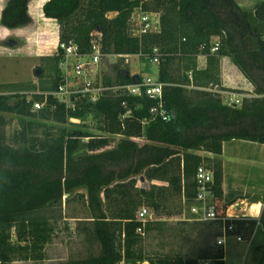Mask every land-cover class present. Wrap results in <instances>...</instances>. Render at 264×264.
Masks as SVG:
<instances>
[{
  "label": "trees",
  "instance_id": "16d2710c",
  "mask_svg": "<svg viewBox=\"0 0 264 264\" xmlns=\"http://www.w3.org/2000/svg\"><path fill=\"white\" fill-rule=\"evenodd\" d=\"M29 5L31 0H7L0 24L10 29L30 24ZM138 6L159 14L160 31L142 37L130 34V20ZM42 7L44 15L59 24V46L50 58L52 82L45 85L40 81L41 90L58 88L59 64L65 53L62 43H75L81 52H89L98 41L103 52L119 54H151L158 46L169 53L159 63V81L164 83L163 97L170 116L168 120L149 119V109L156 100L122 89L107 91L96 102L80 97L75 108L50 95L43 108L33 110V101L44 99L41 93L28 99L25 90H36L35 84H0V264L44 260L57 221L63 218L64 197L69 199L76 191H82L91 213L90 225L83 229L90 242L99 243L100 252L66 264H141L146 260L150 264H198L206 258L225 264L224 247L210 246V238L221 232V222L194 219L196 224L220 227L209 230L207 236L200 231L205 248L195 255L151 253L144 243L150 237L177 236L175 226L157 214L170 215L175 198L191 202L196 196L197 168L213 161L196 151L222 154L223 142L233 139L264 144V0L254 10L244 9L236 0H43L40 16H44ZM217 43L218 50L213 51ZM200 54L207 57L203 69L197 65ZM222 56H230L255 86V95L243 98L239 105L196 88L220 82ZM177 57L182 73L173 72L171 67ZM40 69L39 78L44 73ZM127 71L116 68L114 80L106 77L104 83L122 85L142 78L136 74L133 79ZM6 113L19 116L14 143L8 141L5 131L10 122ZM87 115L93 117L99 130L122 138L106 148L111 144L110 136L97 137L79 126L64 125L71 117ZM145 118L149 122L143 123ZM85 137L90 140L85 142ZM133 137H142L145 142ZM212 169L215 204L218 214L223 215L228 203L222 198V172L220 167ZM141 177L163 184L138 187ZM142 206L154 216L139 232L142 222L137 214ZM188 222L180 220L179 224ZM232 222V233L248 238L257 225L256 219ZM260 223L264 227V210ZM260 251L259 262L264 264V244L254 246L253 258L257 260Z\"/></svg>",
  "mask_w": 264,
  "mask_h": 264
},
{
  "label": "rangeland",
  "instance_id": "374dc122",
  "mask_svg": "<svg viewBox=\"0 0 264 264\" xmlns=\"http://www.w3.org/2000/svg\"><path fill=\"white\" fill-rule=\"evenodd\" d=\"M4 0H0L3 2ZM43 0H31L30 11L35 17L39 18V5ZM240 6L247 10H254L256 4L260 0H236ZM38 9V11H36ZM115 14L110 13L109 16L113 17ZM38 25L37 28H32L30 31L23 30L21 28H6L3 29L0 26V84L2 83H15L21 82L23 80L33 81L36 80L39 83L44 82L45 85H50L52 82L51 78V70L47 69L45 66V60L35 57L31 55L29 52V44L28 42L32 39L34 34L35 38L38 37V30L43 25L40 22V19H37ZM47 28H52V26H45ZM41 34V33H40ZM47 35V34H46ZM46 47L49 48V51H52L54 48V33H49L47 35ZM37 39V38H36ZM214 41H219L218 37L213 38ZM16 41V46H12L11 43ZM37 42V41H35ZM15 43V42H14ZM44 43V42H43ZM52 61V60H51ZM36 64L38 68H43V76L38 80L35 74ZM180 59L177 57L175 62L173 63L172 70L175 73H182V69L180 67ZM116 68H127L129 74L134 76L136 74L141 75L142 77L151 75L152 77H156V73H159V64L154 63L148 56H137L134 55L130 57L128 60L125 57H117V58H108L103 59V75L104 81L106 77H109L114 80ZM34 82V81H33ZM231 86V85H230ZM228 84H225L220 87L212 85L203 90H209L220 94L225 103L235 104L238 99L242 96H237L234 91H241L242 89L236 87H230ZM193 87H189L192 89ZM199 89V88H198ZM202 89V88H201ZM113 90V89H112ZM110 91V90H109ZM29 96L33 94L32 92H27ZM250 97V96H249ZM239 105V103H237ZM9 119V124L5 127V131L8 137V141L10 143H14L13 135L19 129V116L13 113L5 114ZM75 118V117H73ZM76 120L70 119L64 124L69 128L80 127L84 131H88L96 135L97 137L100 135H107L106 132H103L97 128L98 124L93 119L91 115H87L84 118H75ZM47 124H52L51 121H46ZM111 136V140L113 144H116L121 138V135L109 134ZM84 140L87 142L90 140V137ZM140 143H143L144 140L138 139ZM212 167L217 169L221 168L222 172V184H223V162L221 159L217 158V162L212 163ZM264 168L261 166V169ZM255 170H258L255 168ZM247 186L248 190H246L249 194H255L257 196H264V170L260 171V175L256 177H248L247 178ZM242 180H246L244 177ZM241 180V181H242ZM156 183V181H139L138 184L140 186H150L152 183ZM160 184V182H157ZM222 188V198L224 200V191ZM82 191H76L69 199H66L67 195L64 197L63 202V218H60L57 221V229L56 234L51 243H49L46 247V258L41 261L34 260H16L12 264H66L70 263L74 260L84 259L89 255H97L100 252V245L97 241L90 242L87 239L86 230L83 229L84 226L90 225V209L86 202V199L82 197ZM225 202V201H224ZM191 202H187L183 198H175L171 203L170 215L159 213L157 215L162 216L167 219L171 225L175 226V230L173 233L177 236L171 237V235H166L164 237H160V239L156 238H146L145 241V249L149 252H154L157 254H197L201 248H205L204 243L201 242L200 239V231L205 232L207 236V232L211 230H218L220 228L218 224H213L211 227L208 226L207 222L196 224V221L192 219L194 215L191 212ZM226 203V202H225ZM246 205L245 202H238V209H241L242 206ZM251 205V204H250ZM250 205L248 207H250ZM246 207V206H245ZM247 207V208H248ZM248 211V209H247ZM232 212V211H231ZM154 216V214H153ZM180 220H189L188 224L183 226L180 225ZM195 227V228H194ZM182 228V229H181ZM242 235L243 241L238 243L235 236L231 235L228 237V241L226 246V262L229 264L233 261L236 256L233 252V247L236 245H247L249 242L250 251H251V264H263L259 262V259L262 257V251L258 252V259L255 260L253 258V248L260 242H264V233L262 235H257L256 239L251 240L247 236ZM203 246V247H202ZM210 246L213 248H217L220 245L217 243L216 237L210 238ZM264 262V261H263ZM237 264H242V260H236Z\"/></svg>",
  "mask_w": 264,
  "mask_h": 264
},
{
  "label": "built area",
  "instance_id": "2783aa9c",
  "mask_svg": "<svg viewBox=\"0 0 264 264\" xmlns=\"http://www.w3.org/2000/svg\"><path fill=\"white\" fill-rule=\"evenodd\" d=\"M160 18L157 12L143 10L142 6L134 9L130 20V34L135 37H142L145 34L160 31ZM65 53L60 61V83L55 90L42 92L43 100L33 101V110L43 108L50 95L56 97L60 102H64L67 107L75 108L76 100L80 97H88L92 102H96L109 90L122 89L128 94L138 96H149L156 100L150 107L149 119L161 118L168 120L170 113L165 105L163 97L164 83L152 76H145L138 79L136 82L122 85H106L103 81V59L125 57L127 60L134 56H148L154 63L159 64L169 53L163 52L160 47L155 46L151 54L140 52L138 54H119L103 52L100 42L95 41L89 52H81L75 43L61 44ZM213 51L218 50V43L212 48ZM36 93V92H35ZM31 99V96L28 98ZM241 104L242 99H238L235 104ZM127 112L125 115H128ZM76 120L75 118H70ZM148 118L143 120L144 123L149 122ZM85 137L84 140H87ZM214 171L205 164L199 165L195 175L197 186L196 196L190 207L191 212L196 215L192 219L200 221H215L221 222V232L216 237L217 243L225 247L228 237L233 235L237 241L243 240L241 235L232 233L235 230V225L232 222L236 216L225 212L219 215L214 201V192L212 185L214 183ZM153 219L151 210L143 206L138 211V220L142 222V226L138 228L139 232L143 231V226L149 220ZM227 221H230L227 224ZM141 264H150L149 261H144ZM198 264H214V259H201ZM235 264V263H229Z\"/></svg>",
  "mask_w": 264,
  "mask_h": 264
},
{
  "label": "crops",
  "instance_id": "0c3cea01",
  "mask_svg": "<svg viewBox=\"0 0 264 264\" xmlns=\"http://www.w3.org/2000/svg\"><path fill=\"white\" fill-rule=\"evenodd\" d=\"M7 0H4L3 2H0V18L2 14V10L5 6ZM45 3V2H44ZM44 5V4H43ZM30 7V5H29ZM38 11V9L36 10ZM42 13L44 15L43 7H42ZM30 12V11H29ZM31 14V13H30ZM33 20L30 24L21 27V29L28 31L29 34L30 31H32V28L34 29L37 28L36 24L38 25L37 19H40V22L43 23L41 27L39 28L38 32V37L35 38L34 34L32 36V39L28 42L29 44V52L31 55H34L35 57L44 59L45 66H47L48 70H51L50 68V62H51V57L57 53L58 46H59V24L56 19L54 18H49L46 17L45 15L42 17H35V15L31 14ZM52 26V28H47L45 26ZM1 28L6 29L7 27L1 25ZM7 30V29H6ZM10 31V30H7ZM41 33V34H40ZM49 33H54V43L55 46L52 48V51H49L46 47V41H47V35ZM47 34V35H46ZM37 41V42H35ZM44 42V43H43ZM197 65L198 68L203 69L207 66V57L205 55H198L197 56ZM39 66V64H36V67ZM38 68V67H37ZM36 68V69H37ZM42 68V67H41ZM35 69V70H36ZM40 69V68H39ZM41 72V69H40ZM40 74V73H39ZM37 79L39 80L40 78L38 77L39 75H36ZM151 76V75H148ZM159 80V73H156V77H154ZM34 81V82H33ZM33 81H27L23 80L21 81L22 83H26L24 86L28 87L31 83L35 84L37 86V89L33 91V93H42L45 91H50V90H41L40 87V80L39 83L36 82V80ZM103 81H104V75H103ZM203 84V83H202ZM228 84L230 87H236L239 89H242L241 91H234L237 93H234L237 96H242L240 99H243L245 97L253 96L255 95V86L254 84L250 81L248 77L243 73V71L240 69V67L233 61V59L230 56H222L220 59V82L215 83L213 85L215 86H222ZM212 86V85H210ZM196 88H206V87H196ZM26 92H32L29 90H25ZM73 118V117H72ZM144 123V122H143ZM147 123V122H146ZM107 133V132H106ZM109 134L112 133H107V136H110ZM116 135V134H115ZM120 135V134H117ZM122 136V135H121ZM111 138V136H110ZM142 137H133V139L137 142L138 139H141ZM145 142V139L142 138ZM116 144H113L111 141V144L108 145L106 148H112ZM199 154H201L204 157H208L212 159L213 161L217 158L221 159L223 162V191H224V201L227 204L226 211L228 214L230 213L231 215L236 216V220H241V221H247L250 219H256L257 220V225L254 228L253 233L250 236V241L256 239L257 235H262L264 233V227L260 223V218L262 215V212L264 210V196L260 195L257 196L255 194H249L246 190H248V186L246 184L247 178L248 177H256L260 175V171L264 170V168L261 169V166L264 164V144L255 142V141H249L245 139H233V140H228L223 142V152L222 154H214L209 151L205 150H198L196 151ZM212 161V163H213ZM206 166L210 167L212 169V165L210 162H204ZM210 165V166H209ZM257 168L258 170H255ZM244 177H246V180H242ZM242 180V181H241ZM139 181L147 182L144 177H141ZM155 184H159L155 180ZM136 184L138 187H142L139 184ZM160 184H163L160 182ZM147 187V186H145ZM184 200V197H182ZM214 199V198H213ZM215 201V199H214ZM238 202H245L246 205L242 206L241 209H238ZM254 203L255 205H260V212L259 214H249L247 209L245 208L248 207L250 204ZM143 207V206H142ZM141 207V208H142ZM147 207V206H146ZM140 210V209H139ZM232 211V213H231ZM152 212V211H151ZM153 214V212H152ZM138 216V214H137ZM228 241V240H227ZM238 243L245 242L243 240L237 241ZM259 244H264V242H260ZM258 245V244H257ZM225 250V256H224V261L225 264L226 262V246L224 247ZM233 252L236 256V258L231 261L230 263H236V260H242V264H251V258H250V246L249 242L247 245H236L233 247ZM147 261V260H146ZM144 262V261H143ZM123 264V263H122Z\"/></svg>",
  "mask_w": 264,
  "mask_h": 264
},
{
  "label": "bare ground",
  "instance_id": "6f19581e",
  "mask_svg": "<svg viewBox=\"0 0 264 264\" xmlns=\"http://www.w3.org/2000/svg\"><path fill=\"white\" fill-rule=\"evenodd\" d=\"M245 208L248 209L249 214H254L255 215V214H259V212H260V205H255L254 203H252L250 205V207H248V208L245 207Z\"/></svg>",
  "mask_w": 264,
  "mask_h": 264
},
{
  "label": "water",
  "instance_id": "95a60500",
  "mask_svg": "<svg viewBox=\"0 0 264 264\" xmlns=\"http://www.w3.org/2000/svg\"><path fill=\"white\" fill-rule=\"evenodd\" d=\"M15 42V43H14ZM16 44H17V42L16 41H13V43H11V45L12 46H16ZM39 73H40V69L39 68H37L36 70H35V74L36 75H39ZM132 78L134 79L135 78V76H132Z\"/></svg>",
  "mask_w": 264,
  "mask_h": 264
}]
</instances>
